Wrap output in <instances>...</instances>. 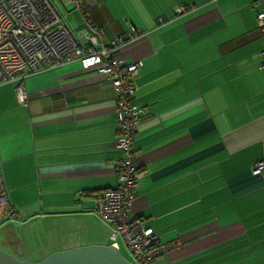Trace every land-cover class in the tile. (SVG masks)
Instances as JSON below:
<instances>
[{
    "label": "crops",
    "instance_id": "obj_1",
    "mask_svg": "<svg viewBox=\"0 0 264 264\" xmlns=\"http://www.w3.org/2000/svg\"><path fill=\"white\" fill-rule=\"evenodd\" d=\"M69 26L89 32L80 12ZM106 39L130 27L147 35L117 57L142 61L135 102L146 117L135 139L142 173L130 215L162 242L182 247L161 264H264V0H84ZM195 6L176 18L179 6ZM162 20L165 24H161ZM28 100L0 87V163L9 203L21 221L44 227L11 242L40 261L55 251L111 245L96 196L118 186L116 92L97 68L78 62L25 82ZM82 193V195H79ZM19 222V223H18ZM20 229V227H19ZM18 252V253H17Z\"/></svg>",
    "mask_w": 264,
    "mask_h": 264
},
{
    "label": "built area",
    "instance_id": "obj_2",
    "mask_svg": "<svg viewBox=\"0 0 264 264\" xmlns=\"http://www.w3.org/2000/svg\"><path fill=\"white\" fill-rule=\"evenodd\" d=\"M80 12L90 31L80 33L68 24L56 0H0V87L14 85L17 95L28 100L25 82L41 71L78 62L83 70L97 68L116 92L117 130L114 146L122 153L115 165L118 186L96 196L95 214L112 229V245L119 249L122 238L136 264H161L170 252L182 247L178 239L162 242L158 233L144 225L142 218L130 215L142 177L135 165L133 145L138 137L146 110L135 102L136 78L143 62L128 63L117 57L127 45L147 35L130 27L122 35L106 39L102 28L94 27L86 14L84 0H70ZM196 7L179 6L175 17L181 18ZM160 23L165 24L162 20ZM258 30L264 38V11L257 15ZM260 68L264 71V47ZM252 175L264 173V161L251 169ZM82 195V193H79ZM21 221L10 206L0 163V221ZM23 222V221H21Z\"/></svg>",
    "mask_w": 264,
    "mask_h": 264
},
{
    "label": "water",
    "instance_id": "obj_3",
    "mask_svg": "<svg viewBox=\"0 0 264 264\" xmlns=\"http://www.w3.org/2000/svg\"><path fill=\"white\" fill-rule=\"evenodd\" d=\"M17 255L19 257L0 249V264H133L112 244L55 251L40 261H34L30 254L25 259Z\"/></svg>",
    "mask_w": 264,
    "mask_h": 264
},
{
    "label": "rangeland",
    "instance_id": "obj_4",
    "mask_svg": "<svg viewBox=\"0 0 264 264\" xmlns=\"http://www.w3.org/2000/svg\"><path fill=\"white\" fill-rule=\"evenodd\" d=\"M58 4L60 5L61 9H63V11L66 10H70L73 9V6L71 4H68L66 7H63V5L58 1ZM59 7V6H58ZM10 87H12L15 90V86L14 85H10ZM21 222V221H19ZM18 222V223H19ZM30 223L27 225H23V223H19L14 224L13 222H11V220L5 219L0 221V249L11 253L13 255H16L17 257H19L16 253H14V251L11 249V242H13V239H20L23 240V238H31V234L32 237H34V239H36L37 237H39V234H42L43 228L39 226V222L38 221H29ZM20 227V229H19ZM110 244H112V241H109ZM117 243L119 244V249L122 253V255L129 260L131 263L136 264L135 261L133 260L132 256L130 255L129 251L127 250L124 241L122 240V238H119L117 240ZM37 257H33V259H36Z\"/></svg>",
    "mask_w": 264,
    "mask_h": 264
}]
</instances>
